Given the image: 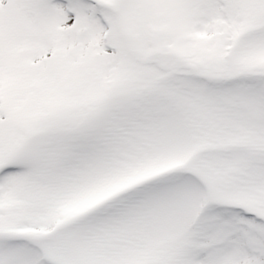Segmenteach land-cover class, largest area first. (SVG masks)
<instances>
[{
  "label": "snow or ice",
  "instance_id": "obj_1",
  "mask_svg": "<svg viewBox=\"0 0 264 264\" xmlns=\"http://www.w3.org/2000/svg\"><path fill=\"white\" fill-rule=\"evenodd\" d=\"M0 264H264V0H0Z\"/></svg>",
  "mask_w": 264,
  "mask_h": 264
}]
</instances>
